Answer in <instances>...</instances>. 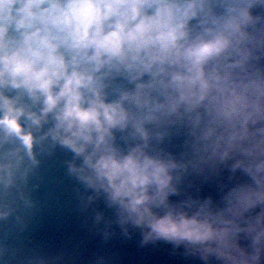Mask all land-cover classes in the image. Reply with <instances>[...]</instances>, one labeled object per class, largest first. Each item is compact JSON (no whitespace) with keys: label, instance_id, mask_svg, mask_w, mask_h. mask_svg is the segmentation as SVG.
<instances>
[{"label":"clouds","instance_id":"obj_1","mask_svg":"<svg viewBox=\"0 0 264 264\" xmlns=\"http://www.w3.org/2000/svg\"><path fill=\"white\" fill-rule=\"evenodd\" d=\"M57 147L105 242L264 264V0H0V221Z\"/></svg>","mask_w":264,"mask_h":264},{"label":"water","instance_id":"obj_2","mask_svg":"<svg viewBox=\"0 0 264 264\" xmlns=\"http://www.w3.org/2000/svg\"><path fill=\"white\" fill-rule=\"evenodd\" d=\"M184 138L183 134H174L164 146L179 153ZM72 157L70 151L60 147L51 155L40 156V166L24 188L31 207L21 205L17 213L0 221V264H31L37 257L48 264H96L98 256H104L108 264H203L198 257L184 255L183 248L174 253L173 246L163 241L141 247L139 230H132L129 239L114 226L116 235L105 242L93 226V211L103 210L109 218L114 212L102 198L89 210H82L79 194L85 190L67 172L66 161ZM230 176L228 170L211 181L193 175L184 187L194 196L211 195L218 200L219 184L229 182ZM237 178L244 179L240 174Z\"/></svg>","mask_w":264,"mask_h":264}]
</instances>
